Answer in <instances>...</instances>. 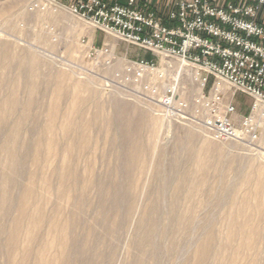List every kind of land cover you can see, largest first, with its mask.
I'll use <instances>...</instances> for the list:
<instances>
[{
  "label": "rangeland",
  "instance_id": "1",
  "mask_svg": "<svg viewBox=\"0 0 264 264\" xmlns=\"http://www.w3.org/2000/svg\"><path fill=\"white\" fill-rule=\"evenodd\" d=\"M75 1L0 0V264H264V156L101 82L87 43L152 55Z\"/></svg>",
  "mask_w": 264,
  "mask_h": 264
},
{
  "label": "built area",
  "instance_id": "2",
  "mask_svg": "<svg viewBox=\"0 0 264 264\" xmlns=\"http://www.w3.org/2000/svg\"><path fill=\"white\" fill-rule=\"evenodd\" d=\"M145 1L76 0L70 6L93 29L152 55L121 60L109 43H87L90 64L109 71L101 82L216 141L263 152L264 0H176L165 22ZM172 61L186 69L176 70ZM238 95L249 99V109L235 122Z\"/></svg>",
  "mask_w": 264,
  "mask_h": 264
},
{
  "label": "crops",
  "instance_id": "3",
  "mask_svg": "<svg viewBox=\"0 0 264 264\" xmlns=\"http://www.w3.org/2000/svg\"><path fill=\"white\" fill-rule=\"evenodd\" d=\"M108 2H121L124 3L126 0H106ZM176 0H146L147 7L156 11L159 15L162 14L161 10L168 8L170 4L174 3Z\"/></svg>",
  "mask_w": 264,
  "mask_h": 264
},
{
  "label": "bare ground",
  "instance_id": "4",
  "mask_svg": "<svg viewBox=\"0 0 264 264\" xmlns=\"http://www.w3.org/2000/svg\"><path fill=\"white\" fill-rule=\"evenodd\" d=\"M184 67V66H183ZM184 69H186L185 67H184ZM183 70V69H182ZM261 155H263L264 156V151L263 152H259Z\"/></svg>",
  "mask_w": 264,
  "mask_h": 264
}]
</instances>
